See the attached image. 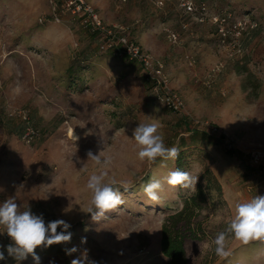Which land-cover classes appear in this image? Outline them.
<instances>
[{"label":"rangeland","instance_id":"374dc122","mask_svg":"<svg viewBox=\"0 0 264 264\" xmlns=\"http://www.w3.org/2000/svg\"><path fill=\"white\" fill-rule=\"evenodd\" d=\"M111 1L135 17L128 24H110L100 16V6L108 1L86 0L105 24L133 26L135 38L136 26L146 28L155 21L147 36L166 47L168 61L139 44L165 60L171 86L184 99L189 118L216 125L237 152L229 156L223 144L179 150L185 171L198 180L210 168L224 202L205 213L206 237L187 240L188 264H264V241L244 243L228 236L231 255L224 259L215 254L213 243L237 201L264 195L260 169L250 162L253 151H264V0H197L209 9L204 23L187 14L184 0ZM158 2L160 6L154 4ZM61 4L0 0V202L11 197L18 211L30 205L45 222L71 224L70 241L35 249L41 264H71L82 253L86 264H165L161 225L195 186L165 184L158 201L148 199L143 186L174 171V160L141 161L130 133L138 123L156 122L166 146L178 147L180 136H188L182 126L186 117L156 103L139 66L100 52ZM227 10L247 25L221 44L211 17ZM167 30L179 35L176 44L168 41ZM26 125L34 132L30 142L22 139ZM89 151H100L109 163L97 164L88 158ZM105 168L106 182L117 181L124 202L94 221L87 213L91 193L86 183ZM5 236L0 235V243L9 242ZM73 246L77 251L67 254ZM0 264L18 262L9 258ZM21 264H33L32 257Z\"/></svg>","mask_w":264,"mask_h":264},{"label":"clouds","instance_id":"9594fccd","mask_svg":"<svg viewBox=\"0 0 264 264\" xmlns=\"http://www.w3.org/2000/svg\"><path fill=\"white\" fill-rule=\"evenodd\" d=\"M160 127L159 123L146 122L138 123L131 129L130 136L135 142L137 156L141 161L151 163L158 157L164 161L178 157L179 149L176 146H166ZM72 136L74 140L77 139L73 132ZM99 152L94 154L89 151L87 156L97 164H108L109 161L103 159ZM108 176L109 171L105 168L91 174L86 183V189L91 193L87 213L94 221L124 202L120 188L116 187L117 181L113 178L106 182ZM197 180L198 176L176 169L159 179H151L143 186V192L148 199L158 201L165 184L169 187L190 188L195 186ZM18 208L14 198L0 202V235H6L9 241L7 244L0 243V262L11 258L21 264L31 256L33 264H41V258L35 251L38 246L48 247L71 240L72 233L67 231L71 228L69 222L63 219L45 222L43 214L34 213L30 205L23 211H18ZM58 228L61 229L59 232ZM229 235L244 243L252 240L264 241V195H255L249 200L234 204L233 214L225 229L216 235L213 242L214 252L221 259L231 255L226 247ZM76 251L77 248L73 246L67 250V254ZM86 260V253H82L80 257L72 259L71 264H86Z\"/></svg>","mask_w":264,"mask_h":264},{"label":"built area","instance_id":"2783aa9c","mask_svg":"<svg viewBox=\"0 0 264 264\" xmlns=\"http://www.w3.org/2000/svg\"><path fill=\"white\" fill-rule=\"evenodd\" d=\"M119 1L122 3L127 2V0ZM154 4L156 6L161 5L159 2ZM182 6L186 8L187 14L196 15V21L199 23H204L210 17L208 6L197 0H184ZM61 7L77 18L84 28L95 33L97 46L101 52H111L120 58H127L130 61L137 62L141 66L143 76L151 82L152 98L159 105L171 110L173 113H183L197 131L205 132L210 136H223L224 147L228 150L233 149L226 135L220 132L216 125L208 121H198L192 117L189 118L188 114L185 113L184 99L171 87L170 79L166 73L165 60L157 59L143 49L132 34L133 26L105 24L86 0H62ZM54 21L59 22V18L55 17ZM211 21L217 25V34L221 44L228 39L231 32L239 35L243 31V26L247 25L245 20L236 21L234 13L228 10L218 16L211 17ZM231 22H234L232 26L230 25ZM248 25L251 29L257 27L254 23H248ZM166 32L168 41L176 44L179 40V35L169 30ZM33 135L32 128L26 125L22 139L30 142ZM250 157V162L260 169V174L263 178L262 182L264 183V151H253ZM4 238L8 239L7 236Z\"/></svg>","mask_w":264,"mask_h":264},{"label":"trees","instance_id":"16d2710c","mask_svg":"<svg viewBox=\"0 0 264 264\" xmlns=\"http://www.w3.org/2000/svg\"><path fill=\"white\" fill-rule=\"evenodd\" d=\"M85 29L91 34L93 41L97 46L95 33L91 32L87 28ZM105 54L115 56L111 52ZM121 59L128 60L127 58ZM135 63L141 70V66L137 62ZM68 73L71 76L73 75L72 66L68 68ZM70 77L67 79V81L71 80ZM143 77L147 82V86H145V88L147 87L148 94L152 98V84L146 79L145 76ZM152 99L154 100V98ZM169 111L172 112L171 110ZM185 119V123L182 124V126L188 136L184 137L182 134L178 139L179 145L177 148L179 150L181 148L196 147L199 144L216 145L224 143L223 136H210L205 132L197 131L193 128L191 122L187 118ZM225 150L229 156H234V154L237 153L235 150H228L226 148ZM185 165L186 163L183 159V152H179L178 157L174 160V171L176 169L185 171ZM222 197L223 193L220 183L210 168L205 167L200 174L199 180L194 189L191 190L187 195L181 196V206L179 209H177L175 212H172L171 214H168L163 220L161 225L160 254L166 259L167 262L165 264H188V258L185 249L187 240L199 241L206 237L204 223L207 220V216L205 213L215 208L217 204L223 205L224 202ZM220 231L221 230H219V232Z\"/></svg>","mask_w":264,"mask_h":264},{"label":"crops","instance_id":"0c3cea01","mask_svg":"<svg viewBox=\"0 0 264 264\" xmlns=\"http://www.w3.org/2000/svg\"><path fill=\"white\" fill-rule=\"evenodd\" d=\"M108 2L103 3V5L100 6V9L103 10V12H100V16L107 21L110 24L117 23L118 21L127 23L129 22L133 17H135V14L132 13H126L125 11H121L122 8H118L114 1L107 0ZM103 7V8H102ZM107 9H105V8ZM148 20V19H147ZM128 24V23H127ZM152 25H156L155 21H151L148 25H145L146 28H140L136 26V33L138 34V41L140 44L146 48V50L151 51L153 54L165 58L166 62L169 59V55H167L168 52H166V47L163 46L162 43L155 44L152 42V40L147 36L148 30L152 28ZM148 37V38H147ZM167 69V68H166ZM172 76V73H171ZM174 78V76H173ZM172 87V86H171Z\"/></svg>","mask_w":264,"mask_h":264}]
</instances>
